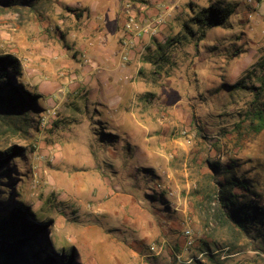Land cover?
Masks as SVG:
<instances>
[{"label": "rangeland", "instance_id": "374dc122", "mask_svg": "<svg viewBox=\"0 0 264 264\" xmlns=\"http://www.w3.org/2000/svg\"><path fill=\"white\" fill-rule=\"evenodd\" d=\"M27 2L0 5V54L18 61L39 110L0 118V147L23 149L8 165L12 196L50 222L49 238L66 251L74 245L78 264H96L71 241L82 228L101 236L102 264H264L257 243L209 219L205 198L219 180L210 164L233 161L235 177L253 182L264 204V129L246 116L264 110V0H229L232 15L199 42L183 39L184 24L195 31L189 20L200 8L227 9L182 1L167 43L143 44L135 63L145 69L128 74L97 61L100 45L112 43L94 10L107 0Z\"/></svg>", "mask_w": 264, "mask_h": 264}, {"label": "trees", "instance_id": "16d2710c", "mask_svg": "<svg viewBox=\"0 0 264 264\" xmlns=\"http://www.w3.org/2000/svg\"><path fill=\"white\" fill-rule=\"evenodd\" d=\"M0 5L5 8L30 6L27 0H0ZM232 13L230 9L222 13L212 5L201 9L189 20L195 31L184 24L188 36H183V39L199 42L207 30L222 26ZM21 79L18 61L10 55L0 54V118L25 120L39 110L37 96L27 90ZM246 116L257 119L253 126L256 132L264 129V110L248 112ZM22 152L23 149L16 146L0 147V183L4 179L9 182L6 186L9 191L0 190V264H78L74 248L66 251L60 242L49 238L47 229L50 222L36 220L32 211L12 196L15 182L8 165ZM210 167L219 180L215 178L216 189L205 196L211 212L209 219L248 237L264 253V204L257 187L245 178L235 177L233 170L237 166L233 161L228 166L220 167L215 163ZM53 242L62 248L55 252L50 246ZM203 245L208 252V244Z\"/></svg>", "mask_w": 264, "mask_h": 264}, {"label": "crops", "instance_id": "0c3cea01", "mask_svg": "<svg viewBox=\"0 0 264 264\" xmlns=\"http://www.w3.org/2000/svg\"><path fill=\"white\" fill-rule=\"evenodd\" d=\"M107 1L110 3V5L108 7L102 8L101 9L102 11L98 10L99 5L98 7L94 6V10H96L97 12V15H96V19L98 20L97 23L101 27L100 35H103V34H105V36L109 35V40L112 41L111 47H109L108 49L104 47V45H100L99 50L97 51V55H96L97 61L98 63H100V67L102 71H109L110 73H114V74H124V73L128 74V73L133 72L134 70H136V72H141L143 71V69H145L144 67L141 68L139 64L135 63L138 61V57L135 58V55L136 53H139L138 56L141 55V53L143 52L142 50L143 48L141 49L143 44L150 43V45L153 46V41L157 40L158 46L160 48L164 47L162 46V43H167L166 41L168 37H171L170 29L172 28V26L170 22L172 21V19H174L173 17L178 16L179 10H180V4H183L182 1L185 2L187 0H127V2H129L130 4V7H129L130 13L136 16V19L138 22H141V21L143 22L142 28L144 30H146L145 25L147 24V22L152 21L158 13L163 12L165 9L169 10L168 12H166L165 22L158 27L156 31V35L152 38L149 36L148 33H143V32L140 33L139 37H137L135 33H131V34L127 33L126 35H124L123 25H124L125 16H126L125 7L123 6L121 0H107ZM206 1L208 2L210 0H206ZM217 1L222 2V5L225 6L227 9L229 8V6H231L229 0H217ZM249 1H250L249 3H252V0H249ZM142 3H146L147 5V9L145 12L140 11V5ZM190 5L189 7L192 6ZM203 8H206V7H203ZM203 8H200V10ZM182 10L184 12V9ZM129 41L131 45H126L128 44ZM123 57H126L127 60L124 61ZM156 68L153 66L148 71L149 73H153L157 75L156 78L151 76V80H155V79L159 80L160 74L158 73H159L160 68L158 67L157 68L158 70H156ZM166 83L169 84L170 81ZM157 87L159 88V86ZM123 101L125 100H122V102ZM160 103L161 105H165L163 102H160ZM169 111L170 109L164 110L162 108L160 111V115L167 116ZM154 112L156 113V111ZM163 126L164 125L162 124L158 129H161V130L164 129ZM112 129H113L112 136L114 137L115 134H113V132H115L117 128H112ZM168 144L169 143H167V146ZM167 146H165L164 149H170L172 147L171 144L169 145L170 148ZM171 152H172L171 155L175 156L174 154L175 151L173 152V149L171 150ZM167 170H170V169H167ZM147 172L150 174V171H147ZM124 205L125 204H123V207H125ZM122 220L126 222L125 224L129 225V223H127L129 220V217L124 216ZM96 235L99 236L98 233H96ZM96 235L94 233V230L89 231V228H82V229H79L78 233L74 235L71 241L72 243L77 244L78 247L82 246V249L87 250L88 255L94 258V261L92 260L94 263L102 264L103 260L105 259V256H104L105 254L102 248H100V243L99 244L97 243V242H100L101 236L97 237V240H96L95 238ZM73 248H75L74 245H73ZM118 258H120L118 257V255H114V260L116 262H118L117 261Z\"/></svg>", "mask_w": 264, "mask_h": 264}, {"label": "built area", "instance_id": "2783aa9c", "mask_svg": "<svg viewBox=\"0 0 264 264\" xmlns=\"http://www.w3.org/2000/svg\"><path fill=\"white\" fill-rule=\"evenodd\" d=\"M187 1L195 2L197 0H187ZM122 4L125 7V13H126L125 22L123 25V33H124V35H126L127 33L128 34L135 33L137 37H139L141 32L148 33L151 38L154 37L156 35V31H157L158 27L165 22L166 12L169 11L168 9H165L163 12L158 13L152 21L147 22V24L145 25L146 30H144L142 28L143 22L142 21L138 22L136 19V16L130 13L129 2H127V0H126V1L122 2ZM146 9H147L146 3H142L140 5V11L145 12ZM129 37H130V35H129ZM126 45H131L130 41ZM123 60L126 61L127 58L123 57ZM157 188L161 190L160 185H158ZM167 194H168V196H173L172 192H167ZM183 236H184V240H185V245L191 246L193 243L192 231L190 229L184 230Z\"/></svg>", "mask_w": 264, "mask_h": 264}]
</instances>
